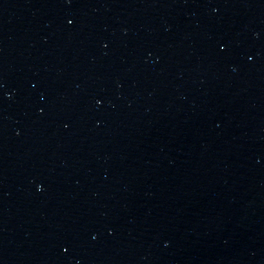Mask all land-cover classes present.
<instances>
[{"label": "water", "instance_id": "obj_1", "mask_svg": "<svg viewBox=\"0 0 264 264\" xmlns=\"http://www.w3.org/2000/svg\"><path fill=\"white\" fill-rule=\"evenodd\" d=\"M0 264H264V0H0Z\"/></svg>", "mask_w": 264, "mask_h": 264}]
</instances>
